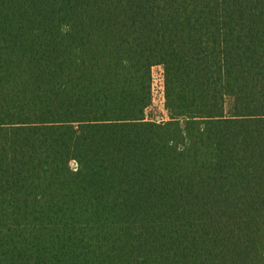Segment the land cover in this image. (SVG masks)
<instances>
[{
  "label": "trees",
  "instance_id": "16d2710c",
  "mask_svg": "<svg viewBox=\"0 0 264 264\" xmlns=\"http://www.w3.org/2000/svg\"><path fill=\"white\" fill-rule=\"evenodd\" d=\"M0 264H264V0H0Z\"/></svg>",
  "mask_w": 264,
  "mask_h": 264
},
{
  "label": "rangeland",
  "instance_id": "374dc122",
  "mask_svg": "<svg viewBox=\"0 0 264 264\" xmlns=\"http://www.w3.org/2000/svg\"><path fill=\"white\" fill-rule=\"evenodd\" d=\"M153 75L155 77L154 82V102L153 105L148 109L149 118L162 119L165 117V111L163 109V69L161 67H155L153 70Z\"/></svg>",
  "mask_w": 264,
  "mask_h": 264
}]
</instances>
